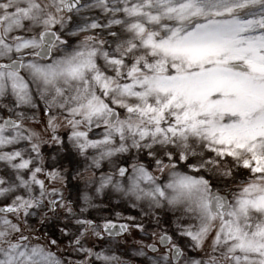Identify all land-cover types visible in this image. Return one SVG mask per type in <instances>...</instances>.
Here are the masks:
<instances>
[{
    "label": "snow or ice",
    "instance_id": "obj_1",
    "mask_svg": "<svg viewBox=\"0 0 264 264\" xmlns=\"http://www.w3.org/2000/svg\"><path fill=\"white\" fill-rule=\"evenodd\" d=\"M0 264H264V0H0Z\"/></svg>",
    "mask_w": 264,
    "mask_h": 264
}]
</instances>
